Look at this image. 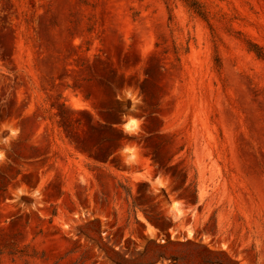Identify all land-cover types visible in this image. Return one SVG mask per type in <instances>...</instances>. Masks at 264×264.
Listing matches in <instances>:
<instances>
[{
	"label": "rangeland",
	"instance_id": "1",
	"mask_svg": "<svg viewBox=\"0 0 264 264\" xmlns=\"http://www.w3.org/2000/svg\"><path fill=\"white\" fill-rule=\"evenodd\" d=\"M198 1L0 0V264H264V0Z\"/></svg>",
	"mask_w": 264,
	"mask_h": 264
},
{
	"label": "trees",
	"instance_id": "2",
	"mask_svg": "<svg viewBox=\"0 0 264 264\" xmlns=\"http://www.w3.org/2000/svg\"><path fill=\"white\" fill-rule=\"evenodd\" d=\"M180 1L192 14L201 18L205 22L209 21L208 12L206 11L205 6H203L198 0H180ZM165 5L167 7L168 12L170 13V10L167 6V2H165ZM170 20H172L171 15H170ZM248 44H249L250 48H252V49H250V51L254 52L259 59L264 60V53H263L262 49L253 43L249 42ZM177 52H179V51L177 50ZM152 155H153V160L155 162H158V157H157L156 153H152ZM186 179L187 178L184 177L183 183H185ZM192 203L197 204L196 192H194V198H193ZM113 253L116 254L114 251H113ZM116 264H118V263H116Z\"/></svg>",
	"mask_w": 264,
	"mask_h": 264
},
{
	"label": "bare ground",
	"instance_id": "3",
	"mask_svg": "<svg viewBox=\"0 0 264 264\" xmlns=\"http://www.w3.org/2000/svg\"><path fill=\"white\" fill-rule=\"evenodd\" d=\"M127 126H129V124H127Z\"/></svg>",
	"mask_w": 264,
	"mask_h": 264
}]
</instances>
